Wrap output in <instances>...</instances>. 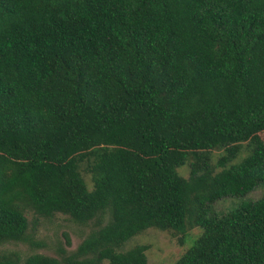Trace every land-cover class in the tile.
<instances>
[{
  "label": "trees",
  "instance_id": "16d2710c",
  "mask_svg": "<svg viewBox=\"0 0 264 264\" xmlns=\"http://www.w3.org/2000/svg\"><path fill=\"white\" fill-rule=\"evenodd\" d=\"M260 131L264 0H0V242L24 240L21 204L110 216L63 263L24 264H147L145 247L115 248L187 219L203 231L175 264H264V197L207 214L264 183Z\"/></svg>",
  "mask_w": 264,
  "mask_h": 264
},
{
  "label": "rangeland",
  "instance_id": "374dc122",
  "mask_svg": "<svg viewBox=\"0 0 264 264\" xmlns=\"http://www.w3.org/2000/svg\"><path fill=\"white\" fill-rule=\"evenodd\" d=\"M258 136L264 143V131H260ZM248 141H242L238 144L239 153L237 157L227 165L238 163L249 155L251 145ZM223 154L224 149L217 147L206 152L204 157L211 167L217 171L220 169L218 159ZM193 161H195V157L188 154L187 159L176 167L177 172L187 178ZM85 167L86 165L83 162L78 165L79 172L87 188L91 189L90 175ZM262 197H264V183L259 184L243 197H224L215 200L208 205L207 214L208 216L213 214L221 216L238 207L242 201H251ZM31 204L18 205V210L28 222V230L24 240L21 242H0V260L8 258L17 262V264H24L26 258L32 255H42L63 263L66 258L76 253L78 247L89 236L96 233L110 220L109 213L105 212L87 224H77L70 217L61 213H55L51 217L40 216L36 213L35 206ZM202 231L201 227L194 225L190 222V219H187L184 228L180 231L149 228L131 237L115 248V251L126 253L135 247H145L144 254L147 264H175L193 242L200 237ZM78 259L80 261L93 260L94 255L88 254L84 257H78ZM101 264H108V261H102Z\"/></svg>",
  "mask_w": 264,
  "mask_h": 264
}]
</instances>
